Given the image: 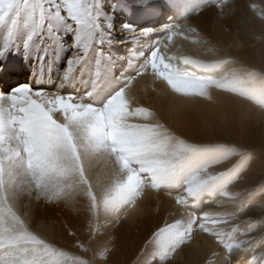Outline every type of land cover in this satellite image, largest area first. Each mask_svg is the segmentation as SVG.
Listing matches in <instances>:
<instances>
[{
	"label": "snow or ice",
	"instance_id": "6c2138e0",
	"mask_svg": "<svg viewBox=\"0 0 264 264\" xmlns=\"http://www.w3.org/2000/svg\"><path fill=\"white\" fill-rule=\"evenodd\" d=\"M196 2L199 12L213 2L222 10L227 0ZM145 5L144 0H0V77L19 70L10 55L34 69L32 82L0 88V264L107 261L113 235L91 247L105 235L102 229L153 214L159 222L141 251L144 264H170L199 232L223 248L205 264H219L221 257L223 264L234 259L264 264V237L256 244L240 239L255 231L252 222L231 223L243 207L235 205L238 213L199 214L214 199H239L230 187L247 170L252 153L185 134L191 124L186 108L198 98L214 103L213 88L264 109V68L227 55H169L163 40L196 33L171 22L159 30L163 40L122 51L118 45L157 32L117 23L118 11ZM209 54L216 57L217 49L210 47ZM141 77H149L150 84L134 87ZM49 83L51 89L42 86ZM234 157L239 159L233 163ZM163 190L176 193L175 210L161 217L148 191ZM61 204L84 214L87 240L64 223L83 255L57 247L52 223L35 217L34 205Z\"/></svg>",
	"mask_w": 264,
	"mask_h": 264
},
{
	"label": "rangeland",
	"instance_id": "374dc122",
	"mask_svg": "<svg viewBox=\"0 0 264 264\" xmlns=\"http://www.w3.org/2000/svg\"><path fill=\"white\" fill-rule=\"evenodd\" d=\"M175 1L181 2L184 5L189 3V5L191 4L193 6V10L189 13V15L185 16L183 21L181 20L179 24L190 26L196 30V33H198L197 27L194 24L195 22L191 23V19L198 18L199 14L202 13V11H194L199 4L196 0ZM107 2L111 3L114 2V0H107ZM128 2L132 3L133 0H128ZM144 2L146 3L145 6L134 7L130 10V12L127 9L124 11H118L117 23L121 21L129 22L128 18L132 17L137 22L140 20L142 21L139 23L141 27H148L147 22H149L150 19L145 22L148 17L145 15V12H148V10L153 7V5H151L153 3H155L157 7L153 10L160 9L164 5L165 0H144ZM201 2L203 4H207L209 0H201ZM245 2L248 4L246 7L249 6L248 10L250 13L248 22L251 23L248 25L247 29H244L245 26L241 22L238 23V26H244L241 30L238 27L232 29L229 27L225 28L221 22L220 24H215L216 21L212 23V27L218 28L219 26V29L222 31L221 33L224 37L228 38V40H226L225 48L217 46L218 43L211 42V39L208 37L202 38L200 35L193 32H183L182 35L177 34V41V37L174 38L172 36L170 42L175 43L174 47L166 49V51L169 55H175L178 58L187 55L194 59H213L221 58L227 55L240 61L244 65L264 68V0H245ZM238 4L239 0H227V3L224 4L222 10L217 8L215 2H213L209 7L216 10L218 13L217 16H219L220 19L226 20L229 18L228 16H230L226 15L229 13L230 6L232 5L231 7L233 9V7L235 8ZM209 7H204L203 12L205 9H210ZM237 9H241L240 4L237 6ZM217 21L219 22V20ZM238 34L241 40L238 39ZM205 39H207L209 43H204ZM142 41H144V39L136 41L139 48V42ZM166 41L168 42L169 40H165L163 43L167 44L165 43ZM193 41L197 42L194 43ZM129 45H125L123 47V51H128ZM188 45H193L196 48H188ZM210 47L217 49L216 57H213L210 54L206 55ZM162 51H165V49L162 48ZM52 87L53 85L50 84V88ZM211 94L213 96V100L215 101L214 103L208 102L203 98H198L197 101L191 103L186 108V115L191 121V124L185 129V134L203 142L220 141L233 144L237 147H242L252 153V158L247 166V170L243 172L240 180L230 187L231 192L240 193L239 199L232 200L224 197L214 199L211 203H205L199 214L202 215L203 212L238 213L239 208L235 205L243 207L245 209L243 214H240L238 219H233L231 223L238 224L240 221L250 220L255 227V231H252L248 236H240V239L252 240L253 244H256L260 242L261 237H264V120L260 119V123L257 122L258 112L261 111L264 115V109H260L248 101L238 98L235 94L226 93L220 89H211ZM221 114H223L226 118L221 120ZM205 120L208 122L207 125L201 127L200 122ZM133 122L139 121L134 120ZM238 159L239 157H234L232 162L234 163ZM226 167L227 165L220 166V170H223ZM160 193L162 195H166L168 194V191L163 190ZM169 193H173V196L174 194L176 195L174 192ZM162 206L163 204L159 207L161 217L167 214L164 209L162 210ZM34 207L35 217L37 220H44L45 222L52 223V227L55 230L54 233L57 236V247L70 253L76 252L83 255L78 248L73 247L74 238L69 236L64 231V223L67 222L75 231H77L78 234L81 235V239L87 240V236L83 235L86 229V224L84 223V214L82 212L77 215L69 208H66L63 204L59 206L34 205ZM172 208L173 210L175 209L174 203ZM207 208L209 210H206ZM146 219H149L150 221L148 222L149 229L142 239L140 238L141 233L138 230L133 231L132 240L126 241V238L122 236L121 232L117 231V228L113 229L109 227L102 229V231L105 232V235L97 237V239L93 241L91 247L93 249L98 248L104 244L109 235H113L115 237L112 241L113 251L109 260H96L95 264H144L145 257L141 256V251L145 241L150 236L152 228L159 222L154 214L139 220ZM127 221L128 219L123 220L118 229L121 228V225L124 222L127 223ZM101 223H103V218H101ZM226 227H231V225ZM246 227L247 226L245 225L244 228H241V232H243ZM61 235L62 238L60 237ZM200 235H206L212 240V242L219 244L216 239L208 236L207 234L202 232L196 234V236ZM208 259L214 258L210 255ZM177 263L179 262L176 259L170 262V264ZM234 264H239V261L234 259Z\"/></svg>",
	"mask_w": 264,
	"mask_h": 264
},
{
	"label": "bare ground",
	"instance_id": "6f19581e",
	"mask_svg": "<svg viewBox=\"0 0 264 264\" xmlns=\"http://www.w3.org/2000/svg\"><path fill=\"white\" fill-rule=\"evenodd\" d=\"M170 1L171 0H165L164 4H166V8L169 10V11H167V16L169 18L176 13L177 19L173 20V22H172L173 24L179 23L181 20L184 19L185 16L189 15V13L193 10V6L191 4L189 5V3L186 5H183L182 3L178 4L177 2H174L175 4L168 3ZM239 4L241 5L240 10L237 9V6ZM239 4L236 5L235 8L233 7V9L231 7L232 5L230 6L229 13L226 14V15H230V16H228L229 17L228 19L225 18L226 20L220 19L219 16H217L218 13L216 12V10L214 8L209 7L210 9H205L204 12L202 11V13L199 14L198 18L191 19V23L195 22L194 24L197 27V31H198L200 37H202V38L208 37L211 39V42L218 43L217 46L225 48L226 40H228V38L224 37V35L221 33L222 32L221 29H219V26H218V28L212 27V23L214 21H216L215 24H220V22H221V24L225 28L229 27L230 29L238 27L241 30L242 28H244V26H245L244 29H247L248 25L251 24L250 22H248L249 21L248 17H249V13H250L248 10L249 6L246 7V5H248V4H247V2H245V0H239ZM151 5H153V7L151 9H149L148 12H145V15L149 17L148 19H150L151 17L157 16V14L159 13L157 11L158 9L153 10V9H155L156 4L153 3ZM181 8H182V12H180ZM128 19H129V21L132 20V18H128ZM217 20H219V22ZM239 22H241L244 26L243 25L238 26ZM160 24L164 25L166 23H165V21L164 22L162 21L161 23H159L157 25V32L148 34L147 36L142 38V39H144V41L139 42L140 48L141 47L147 48L150 44H154L157 39L163 40V37H162V35H160V32H159V30L162 28V25H160ZM145 27L146 26H142V28H145ZM173 37L174 38L177 37V34L173 35ZM177 39H178V37L176 38V41H177ZM238 39L241 40V38L239 37V34H238ZM199 40H202V39H199ZM163 41H165V40H163ZM165 43H167V45H168L167 49L173 48L174 44H175V43H171L170 41H168V42L166 41ZM131 44H133V47L135 46L134 48L138 47V44L136 43V41H132ZM124 46L125 45H123V46L118 45V47H120V48H123ZM188 48L194 49L196 47H194L193 45H188ZM198 49H196V50H198ZM9 60H10L11 64L17 65L19 68V65H20L19 56H15V58L9 56ZM33 70L34 69H32V71ZM33 79L34 78L31 76L29 78V82H32ZM44 79L47 80V75L44 76ZM148 84H150V78L149 77H141V78H138V82H134V87L143 88L145 85H148ZM42 86L45 87V85H42ZM81 90H83V88ZM141 95H142V92H141ZM161 102L162 103H169L166 101H161ZM260 119L264 120V115L261 113V111L258 112V119H257L258 123H260ZM133 121L134 120H132L131 122H133ZM172 194L173 193L168 192V194L162 195L161 193L156 194V193H153L151 191H148V196L150 197V203H151L153 209H155L157 206L160 207L163 204L162 210L164 209L166 211V213H168L169 210L174 211L175 209L173 210V208H172V205L174 203V201L172 199V197H173ZM157 195H158V201H157ZM153 201H154V204H153ZM206 210H209V209L207 208ZM209 213H211V212H209ZM39 214H40V212H39ZM139 219H141V218H136L133 220V218L130 216L128 218L127 223L124 222L121 225V228H119V229L117 228V231L122 233V236L124 238H126V241L132 240L133 231L138 230L141 233V235H140L141 239L148 232L147 231L149 229L148 228V225H149L148 222H150L149 219H146V220H139ZM53 234L55 235V233H53ZM216 250L223 252L221 246L215 242H212V240L209 239L206 235L196 236L195 240L193 241L192 245L189 248L183 250V252L177 253L176 260L179 262L177 264H205V262L208 260V257L213 253V251H216ZM219 264H223V257H221L219 259Z\"/></svg>",
	"mask_w": 264,
	"mask_h": 264
}]
</instances>
